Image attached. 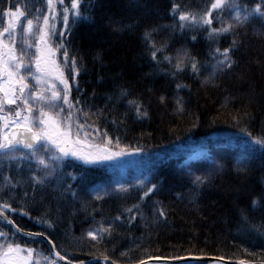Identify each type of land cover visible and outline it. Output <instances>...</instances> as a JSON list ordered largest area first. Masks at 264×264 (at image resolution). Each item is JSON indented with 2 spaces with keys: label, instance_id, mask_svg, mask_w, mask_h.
<instances>
[{
  "label": "trees",
  "instance_id": "trees-1",
  "mask_svg": "<svg viewBox=\"0 0 264 264\" xmlns=\"http://www.w3.org/2000/svg\"><path fill=\"white\" fill-rule=\"evenodd\" d=\"M173 3L181 11H202L210 0H83L81 17L70 19L63 35L79 65L75 82L70 60L63 69L71 100L79 99L77 107L88 114L79 122L90 126L89 138L95 143H101L106 132L113 142L119 139L122 146L142 149L131 163L86 164L67 157L62 169L34 186V164L0 156V203L15 209L6 214L24 230L43 232L69 260L107 256L115 264H135L152 257L193 255L264 262V151L257 146L252 151L250 137L240 131L246 128L252 136H264V17L254 13L243 25L210 41L207 26L180 30ZM258 3L261 0H239L241 8ZM17 4L28 18L39 15L41 21L48 11L46 0H10L12 10ZM6 5L7 0H0V28ZM65 5L70 7L71 0ZM214 15L227 20L229 13ZM56 25L64 28L62 17ZM212 27H221V21L214 19ZM153 28L157 46L167 45L158 54L159 63L152 60L144 38ZM52 42L61 43L59 31ZM230 46L231 66L202 83L214 63L210 50ZM16 47L19 51L20 44ZM178 50L196 57L199 74L190 65L175 69ZM164 55L172 62L163 60ZM56 60L63 66L62 51H57ZM130 100L146 115H138ZM206 174L205 183H193L194 175ZM142 175L158 185L143 201L139 188L114 190L115 182L134 185ZM99 188L111 190L96 200ZM138 202L131 219L124 210ZM118 215L121 219L113 223ZM37 218L51 221L52 227ZM101 221L113 223V230L97 243L86 232ZM0 232L13 241L9 227L0 224ZM14 239L22 248L55 260L45 242L16 235ZM41 264L46 262L41 259Z\"/></svg>",
  "mask_w": 264,
  "mask_h": 264
},
{
  "label": "snow or ice",
  "instance_id": "snow-or-ice-1",
  "mask_svg": "<svg viewBox=\"0 0 264 264\" xmlns=\"http://www.w3.org/2000/svg\"><path fill=\"white\" fill-rule=\"evenodd\" d=\"M82 3L83 0H71V6L68 7L65 5V0H46L48 11L43 13L42 21L39 15L35 18H28L25 10H22L19 4L15 10H12L11 7L3 10L4 27L0 28V122H2L0 123V156L10 161H29L30 165L34 164L36 170L31 175L34 186L43 184L47 177L62 169L67 157H74L76 160L90 164L116 161L129 152L142 151L140 148L122 146L119 139L113 142L106 132L103 134L102 142L95 143L89 138L87 128L90 126L79 122L81 115L87 117L88 114L82 108L77 107L80 103L79 99L75 102L71 100V84L63 70L68 67L70 60V78L72 82H75L79 65L77 57L70 56L63 35L68 29L70 19L75 22L77 18L81 17ZM226 10L229 13L227 20L214 15V13L223 14ZM39 11L37 9V12ZM172 12L173 14L179 12L180 30L207 26V38L210 41H215L221 34L229 33L234 27L246 23L254 13L264 17V0L251 9L247 6L241 8L239 0H210V3L202 11H181L179 5L173 3ZM22 17L26 23L21 20ZM61 17L64 28L58 29L56 21ZM214 19L221 21V27H212ZM18 26L22 28V31H18ZM172 27L175 28L176 25ZM57 31L61 34V43L54 45L52 38ZM154 31H156L155 28L146 30L144 38L152 49L150 52L152 60L159 63L158 54L162 53L167 45L165 42L159 47L157 46L151 38V33ZM192 39L195 40L196 37L192 36ZM234 43L235 41H233ZM17 44H20L19 51H17ZM58 50L62 51L64 56L63 66L56 60ZM230 52L231 46L223 49L216 47L210 50L209 55L214 63L211 73L205 77L202 83L213 79L217 71L231 66L233 61ZM163 60L171 63L172 57L164 55ZM185 65H190L192 72L199 74L200 63L196 57L191 56L187 50H178L174 67L180 71ZM180 87L181 85L177 84V88ZM129 104H134L138 115H146L140 111V105L134 100H130ZM6 105H14V113L9 110L6 116L4 114ZM177 105L179 109V100H177ZM240 131L250 137L251 144L248 147L252 151L256 150V147L253 146L264 151V136H252L246 128H241ZM81 133H83L82 136ZM19 166L18 164L17 167ZM217 167H221V165H217ZM68 175L72 179H76L72 173ZM5 180H9V178L5 177ZM207 180V174L193 176V183L196 185H201ZM134 187L141 190L140 201H143L150 193L157 190L158 185L150 183L148 178L142 175L135 180L134 185L115 182L114 190L126 193ZM110 190L107 188L95 190V199L100 200ZM75 195L76 193L73 192V196ZM256 203L257 201L253 199L252 204ZM138 208L139 202L124 211L130 215L131 219H134ZM6 211H15V209H12L7 202L0 203V218L13 224L6 215ZM159 215H165L163 209H160ZM120 219L121 216H116L113 223ZM37 222L52 227L49 220L37 218ZM113 223L98 222L95 227L87 230L86 236L98 243L105 234H111ZM13 227L16 225L13 224ZM17 231H22V229L17 228ZM24 234L44 236L43 232ZM0 237H4L3 240H0V264H31L34 256L36 257L35 264H41V259L46 264H57V261L51 257H40L37 250L22 248L20 244L15 243V233H13L12 242L8 241L7 234L4 232H0ZM48 243L52 245L51 251L56 257H59L60 260L65 259L56 250L51 240H48ZM103 260L106 264L108 257L104 256ZM80 264H84V262L81 261ZM113 264H115L114 261Z\"/></svg>",
  "mask_w": 264,
  "mask_h": 264
},
{
  "label": "water",
  "instance_id": "water-1",
  "mask_svg": "<svg viewBox=\"0 0 264 264\" xmlns=\"http://www.w3.org/2000/svg\"><path fill=\"white\" fill-rule=\"evenodd\" d=\"M9 5H10V0H7L6 8H8ZM9 219L12 220L10 217H9ZM12 222H13V220H12ZM0 223L2 225L10 227L12 229V231L21 238L44 241L47 244L51 255L61 264H69V262H71V264H80V262H81V261H72V260H69L66 258L63 260H60L59 257H56L54 255V253H52V251H51L52 245H50L48 243V240H50V239L46 235H44V236H27L24 234L27 232H31V233H40V232L26 231V230L18 227L14 222H13V224H15L16 227H13V224L8 223V221L4 220L3 218H0ZM17 228L22 229V231L18 232ZM45 237H47V239H45ZM93 261H102V259L101 258H92V259H88L87 262H93ZM155 261H161L163 264H183V263H192V262L201 263V264H210L213 261H218L222 264H249L248 262H244V261H240V260H228V259L212 257V256H193V255L182 256V257H177V258H172V259L155 257V258L147 259L145 261H141V262L136 263V264H153V262H155Z\"/></svg>",
  "mask_w": 264,
  "mask_h": 264
},
{
  "label": "rangeland",
  "instance_id": "rangeland-1",
  "mask_svg": "<svg viewBox=\"0 0 264 264\" xmlns=\"http://www.w3.org/2000/svg\"><path fill=\"white\" fill-rule=\"evenodd\" d=\"M136 153L135 152H129L124 157L118 158L116 161H108V162H119L122 163V165L129 164L134 159ZM106 162V161H105Z\"/></svg>",
  "mask_w": 264,
  "mask_h": 264
},
{
  "label": "flooded vegetation",
  "instance_id": "flooded-vegetation-1",
  "mask_svg": "<svg viewBox=\"0 0 264 264\" xmlns=\"http://www.w3.org/2000/svg\"><path fill=\"white\" fill-rule=\"evenodd\" d=\"M9 110H11L13 113H14V111H15V106L14 105H6L5 106V115L7 116L8 115V112H9Z\"/></svg>",
  "mask_w": 264,
  "mask_h": 264
},
{
  "label": "bare ground",
  "instance_id": "bare-ground-1",
  "mask_svg": "<svg viewBox=\"0 0 264 264\" xmlns=\"http://www.w3.org/2000/svg\"><path fill=\"white\" fill-rule=\"evenodd\" d=\"M153 264H163V263L161 261H155V262H153ZM210 264H222V263H220L218 261H213Z\"/></svg>",
  "mask_w": 264,
  "mask_h": 264
}]
</instances>
